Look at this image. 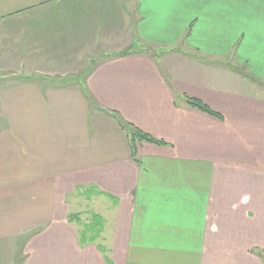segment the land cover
Here are the masks:
<instances>
[{"label":"crops","instance_id":"1","mask_svg":"<svg viewBox=\"0 0 264 264\" xmlns=\"http://www.w3.org/2000/svg\"><path fill=\"white\" fill-rule=\"evenodd\" d=\"M0 41V264H264V0H0Z\"/></svg>","mask_w":264,"mask_h":264},{"label":"rangeland","instance_id":"2","mask_svg":"<svg viewBox=\"0 0 264 264\" xmlns=\"http://www.w3.org/2000/svg\"><path fill=\"white\" fill-rule=\"evenodd\" d=\"M4 2V0H2ZM23 10V8H15V9H11L9 14L10 15H16L15 13ZM30 9L27 10H23L24 12L29 11ZM23 13V12H22ZM1 42V41H0ZM92 66V64L90 65V67ZM16 74V72L14 73ZM84 73L79 74L78 76H83ZM12 75V74H9ZM63 77V78H62ZM69 76H60V75H56L52 78H54L57 81H62L65 80L66 78H68ZM249 87L251 91H254V93H258L261 95H264V85L262 84H257L255 82H249ZM244 89H246V87H244ZM252 94V92L250 93ZM82 196L79 198H76L74 200V206H73V210L75 212L76 215H72L73 216V223L77 224L80 227V233L84 232L85 230H90L91 228H93V224L92 222H94V219L92 218L93 215H99L102 219H103V225L102 226V232L98 233V230L101 231V226H97V229L94 230L93 235H88L89 237H95L98 242H100L102 244V240L104 237L108 238V240H112V237L110 232L106 233L105 235V231L109 228V225H112V222L109 221V219H107V217H104L102 215V213L104 212V209H107V207L109 206V203H104L105 201L103 200V198H98V196H101L97 191L95 190H88L85 192H82L80 194ZM113 204V206H112ZM110 207H114V202H112ZM87 236V237H88ZM105 239V238H104ZM260 254L262 256H264V252H260Z\"/></svg>","mask_w":264,"mask_h":264},{"label":"trees","instance_id":"3","mask_svg":"<svg viewBox=\"0 0 264 264\" xmlns=\"http://www.w3.org/2000/svg\"><path fill=\"white\" fill-rule=\"evenodd\" d=\"M188 104L190 106L198 109V110L205 112V113L218 116L215 113H213L211 110H209L205 105H203L199 101L188 99ZM122 127L127 131V133L130 136V143H131L134 154H135L137 145L140 143L146 142V143H151V144H155V145H162L163 144V142L158 141V140L140 132L139 130H137L136 128H134L132 126L127 125L124 127L122 125ZM92 218L94 219V222H92L93 228H91L90 230L87 229L81 233L82 245H86L87 243H95L97 241V239L95 237H89L88 235L89 234L93 235L94 230L97 229V226L103 225V219L99 215H93ZM70 221L71 222L74 221L73 216H71ZM100 232H102V226H101V231L98 230V233H100ZM260 257L264 260V256H262L260 254Z\"/></svg>","mask_w":264,"mask_h":264}]
</instances>
